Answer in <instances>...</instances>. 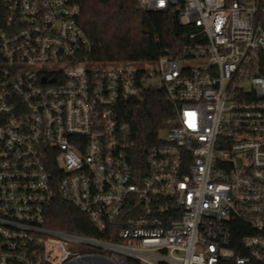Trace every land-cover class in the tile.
<instances>
[{
  "label": "built area",
  "instance_id": "built-area-1",
  "mask_svg": "<svg viewBox=\"0 0 264 264\" xmlns=\"http://www.w3.org/2000/svg\"><path fill=\"white\" fill-rule=\"evenodd\" d=\"M136 1L204 41L99 62L79 0H0V264H264V0ZM156 89L174 113L138 142Z\"/></svg>",
  "mask_w": 264,
  "mask_h": 264
},
{
  "label": "trees",
  "instance_id": "trees-1",
  "mask_svg": "<svg viewBox=\"0 0 264 264\" xmlns=\"http://www.w3.org/2000/svg\"><path fill=\"white\" fill-rule=\"evenodd\" d=\"M80 23L92 43L91 58L99 62L153 61L148 55L152 40L159 52L167 49L174 55L196 42H203L200 29L182 24L178 13L147 11L136 0H79ZM198 33L195 39L190 35ZM174 113L173 104L163 89L153 90L128 114L138 142L153 144L168 127ZM50 224L80 234L101 236L89 219L74 205L56 200L51 208Z\"/></svg>",
  "mask_w": 264,
  "mask_h": 264
},
{
  "label": "water",
  "instance_id": "water-1",
  "mask_svg": "<svg viewBox=\"0 0 264 264\" xmlns=\"http://www.w3.org/2000/svg\"><path fill=\"white\" fill-rule=\"evenodd\" d=\"M159 54L158 49L156 48V46L154 45L152 40H149L148 43V55L152 58H156Z\"/></svg>",
  "mask_w": 264,
  "mask_h": 264
},
{
  "label": "rangeland",
  "instance_id": "rangeland-1",
  "mask_svg": "<svg viewBox=\"0 0 264 264\" xmlns=\"http://www.w3.org/2000/svg\"><path fill=\"white\" fill-rule=\"evenodd\" d=\"M193 62H182L181 61V65H184V64H186V65H188V64H192ZM144 65H146V66H150V67H152V69H155L156 68V63L155 62H152V63H145Z\"/></svg>",
  "mask_w": 264,
  "mask_h": 264
}]
</instances>
